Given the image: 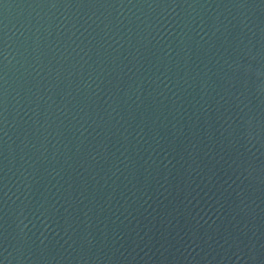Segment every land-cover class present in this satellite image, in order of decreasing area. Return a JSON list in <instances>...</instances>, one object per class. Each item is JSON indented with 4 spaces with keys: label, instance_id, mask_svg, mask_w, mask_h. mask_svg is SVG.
<instances>
[{
    "label": "water",
    "instance_id": "water-1",
    "mask_svg": "<svg viewBox=\"0 0 264 264\" xmlns=\"http://www.w3.org/2000/svg\"><path fill=\"white\" fill-rule=\"evenodd\" d=\"M0 264H264V0H0Z\"/></svg>",
    "mask_w": 264,
    "mask_h": 264
}]
</instances>
